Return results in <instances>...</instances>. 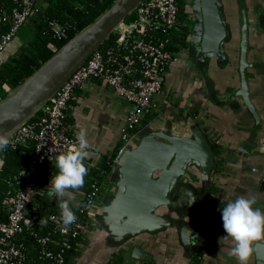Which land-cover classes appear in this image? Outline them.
<instances>
[{
  "label": "crops",
  "instance_id": "0c3cea01",
  "mask_svg": "<svg viewBox=\"0 0 264 264\" xmlns=\"http://www.w3.org/2000/svg\"><path fill=\"white\" fill-rule=\"evenodd\" d=\"M220 2L226 24L232 33L231 39L224 46V56L201 61L190 53L188 43V47L177 54V61L168 66L162 77V90L154 98L160 117L151 127L162 131L171 129L178 136H190L193 128H199L211 142L216 158L212 180L213 189L217 190L215 198H218L221 209L243 195L255 197L257 203L254 207L264 210V31L259 28L257 21V14H264V0H246L250 22L248 61L253 65L248 70L250 100L257 116L236 93L241 86L238 72V0ZM188 10L191 15L194 14L193 10ZM194 19L195 16V23ZM31 34L29 24L19 30L6 50L9 59L30 39ZM10 90L13 92L16 89ZM131 109L129 103L100 80H89L82 89L75 92V98L67 110L66 121L75 138L81 128L87 130V138L94 153L84 162L88 174L100 172L105 158L111 156L120 145L122 130ZM111 174L112 170L104 192L88 214L89 224L82 235L81 253L74 264H191L199 250L203 251L199 264H238V260L230 254L234 242L226 237L223 223L211 233H208L207 228L201 241L204 248L200 247V234L192 236L187 232L186 237L193 242V248L183 243L179 224L182 229L188 227L190 231L193 222V229L204 227V211L195 218L191 212H184L181 217L172 215L178 227L111 244L106 230L95 226L102 212L103 199L114 188ZM52 178L43 177L38 180L48 205L59 203V199L50 194ZM184 181L195 187L194 194L199 193V177L192 167ZM70 192L73 197L71 204L76 208L75 205L82 204L84 200L85 185ZM192 203L195 205L196 200ZM161 212H165V209ZM49 219L48 212L39 209L36 227L42 229ZM136 247L150 255L152 260H135L133 250ZM249 264H264V240L253 242Z\"/></svg>",
  "mask_w": 264,
  "mask_h": 264
},
{
  "label": "water",
  "instance_id": "95a60500",
  "mask_svg": "<svg viewBox=\"0 0 264 264\" xmlns=\"http://www.w3.org/2000/svg\"><path fill=\"white\" fill-rule=\"evenodd\" d=\"M142 2L143 0H117L106 14L0 102V132H5L10 137L29 122ZM192 7L195 25L189 38L190 53L204 62L210 57L222 58L224 46L231 39L232 33L226 24L220 0H192ZM238 7V72L241 86L236 93L257 116L250 100L248 70L253 65L248 61L250 22L246 0H238ZM257 21L259 28L264 31V14L258 13ZM8 46L0 53V68L9 60L6 52ZM191 167L200 181L197 194L193 193L195 187L184 181ZM112 168L111 182L114 188L104 197L102 212L95 224L106 230L111 244L128 242L137 237L155 235L178 227L177 220L172 215L181 217L182 213L191 212V216L195 218L204 211V227L193 229V222L190 231L188 227L182 229L179 224L184 244L189 247L193 245L190 238L188 241L186 237L187 232H190L192 236L200 234V247L204 248L201 241L209 225L216 158L212 144L203 131L193 128L190 136H178L171 129L162 131L151 125L146 126L134 135ZM194 199L195 205L192 203ZM162 209L165 212H161ZM133 258L137 261L152 260L139 247L134 248Z\"/></svg>",
  "mask_w": 264,
  "mask_h": 264
},
{
  "label": "built area",
  "instance_id": "2783aa9c",
  "mask_svg": "<svg viewBox=\"0 0 264 264\" xmlns=\"http://www.w3.org/2000/svg\"><path fill=\"white\" fill-rule=\"evenodd\" d=\"M16 1L18 5L11 15L4 13L1 18L4 23L10 22V30L0 38V53L19 30L29 24L40 7L38 0ZM179 12L177 0H143L133 13L134 19L125 21L114 31L115 44L96 51L41 108L36 121L27 122L9 137L12 148L33 142L34 151L19 180L7 190L3 199L6 214L5 219H0V264H24L27 260L24 244L19 241L27 231L33 232L36 228L39 214L35 205L38 180L50 174L49 165L76 139L69 134L66 118L77 89H82L89 80H100L132 106L122 130L119 154L130 143L138 128L150 126L160 117L154 98L162 90L161 79L166 69L177 61V53L171 47H176L172 36L177 30ZM52 27L58 38H66L62 26L52 24ZM3 164L0 158V173ZM101 195L100 189L94 186L75 213L76 223L66 230L62 229L59 220L50 216L54 231L63 237L82 236L89 224L88 214ZM35 236L42 246L39 259L49 261V264H67L64 256L69 247L67 238L59 241L50 235ZM49 245L58 246L59 249L55 250Z\"/></svg>",
  "mask_w": 264,
  "mask_h": 264
},
{
  "label": "trees",
  "instance_id": "16d2710c",
  "mask_svg": "<svg viewBox=\"0 0 264 264\" xmlns=\"http://www.w3.org/2000/svg\"><path fill=\"white\" fill-rule=\"evenodd\" d=\"M117 0H38L39 10L34 14L29 22L32 34L30 39L19 47L17 52L0 68V102L8 97L11 93L10 89H17L22 86L27 80L34 76L44 64L50 61L57 52L62 50L69 42L74 40L84 30L91 26L94 22L100 19L106 12L116 3ZM180 6L178 16V25L175 34L172 36V42L176 47H171L172 51L179 53L186 49L189 43L190 29L186 25L188 15L186 14V0H177ZM41 3H44L42 6ZM16 0H0V38L10 30V22H2L1 18L6 13L11 15L13 9L17 7ZM135 14H131L126 22L132 21ZM52 24H58L65 29L66 38L60 39L53 30ZM115 44V35L105 42L101 50L111 47ZM79 89L76 90V92ZM75 98V96H74ZM71 100V102L74 100ZM70 102V103H71ZM39 114H37L30 121H36ZM67 120V119H66ZM146 123V122H145ZM144 123V124H145ZM66 125L69 127L67 121ZM142 127L138 128V131ZM69 134L72 133L69 128ZM122 144L116 148L111 156L105 158L101 171L98 173H89L85 176V197L93 191L94 186L100 189L102 194L105 190V184L108 175L111 173L114 161L117 159ZM34 151L33 142L26 145H19L16 148L8 146L5 151L0 152V158L3 161V169L0 173V219H5V206L3 199L7 190L11 188L20 178L21 172L29 164L30 158ZM56 161L52 162L49 167L51 172L45 178H52L58 173L56 168ZM39 182V181H38ZM212 194L214 199L212 201L211 219L208 233L218 229L222 222L220 203L217 196V190L214 188ZM82 202V203H83ZM35 205L40 210H46L50 216L60 221V209L58 204L48 205L45 202L43 193L37 183V195L35 196ZM73 208L75 213L79 208ZM61 222V221H60ZM52 236L53 239L62 241L68 239L69 247L65 250L64 256L67 264H74L76 259L80 256L81 246L83 243L82 236L77 238L63 237L54 231V223L48 220V223L40 229L36 227L33 232L27 231L19 242L24 244L27 253V260L24 264H49V261H42L39 259L41 245L37 242V237ZM58 250V246H50ZM203 251L199 250L192 259L191 264H199L202 259Z\"/></svg>",
  "mask_w": 264,
  "mask_h": 264
},
{
  "label": "clouds",
  "instance_id": "9594fccd",
  "mask_svg": "<svg viewBox=\"0 0 264 264\" xmlns=\"http://www.w3.org/2000/svg\"><path fill=\"white\" fill-rule=\"evenodd\" d=\"M87 135V130L81 128L76 134L75 142L56 157L58 173L50 181V194L59 199L63 230L77 221L70 190H78L84 186V178L88 174L84 162L94 155ZM11 143L8 134L0 132V152L5 151ZM256 203L255 197L242 195L219 209L226 237L234 242L230 254L238 260V264H249L253 254V242L264 240V210L254 207ZM75 207L78 208L79 205Z\"/></svg>",
  "mask_w": 264,
  "mask_h": 264
},
{
  "label": "flooded vegetation",
  "instance_id": "af4514ba",
  "mask_svg": "<svg viewBox=\"0 0 264 264\" xmlns=\"http://www.w3.org/2000/svg\"><path fill=\"white\" fill-rule=\"evenodd\" d=\"M192 0H186V7H185V11H186V14L188 15L187 17V20H186V25L189 27L190 29V32H189V38H190V35H191V32L193 30V25H195L194 21H193V17H194V14H190V11L188 10V8L192 11L193 10V7L192 5L190 4ZM190 2V3H189ZM189 4V6H188ZM188 6V7H187ZM179 9H180V6H179ZM192 13V12H191ZM195 20V19H194ZM194 23V24H193Z\"/></svg>",
  "mask_w": 264,
  "mask_h": 264
}]
</instances>
